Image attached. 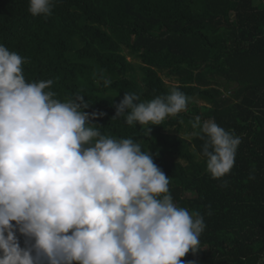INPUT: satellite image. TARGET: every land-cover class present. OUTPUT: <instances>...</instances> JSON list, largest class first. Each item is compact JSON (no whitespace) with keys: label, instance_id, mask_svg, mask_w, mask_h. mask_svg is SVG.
Masks as SVG:
<instances>
[{"label":"trees","instance_id":"trees-1","mask_svg":"<svg viewBox=\"0 0 264 264\" xmlns=\"http://www.w3.org/2000/svg\"><path fill=\"white\" fill-rule=\"evenodd\" d=\"M28 7L0 0V44L26 59L27 81L52 80L46 91L61 101L84 97V111L104 113L93 121L102 134L152 154L174 202L204 218L185 264H264V0H54L47 17ZM173 89L186 110L149 132L112 118L125 93L148 101ZM197 116L241 138L220 179L206 169Z\"/></svg>","mask_w":264,"mask_h":264},{"label":"clouds","instance_id":"clouds-1","mask_svg":"<svg viewBox=\"0 0 264 264\" xmlns=\"http://www.w3.org/2000/svg\"><path fill=\"white\" fill-rule=\"evenodd\" d=\"M53 7L29 0L28 11ZM25 63L0 44V264H185L201 249L203 216L174 202L151 153L102 134L93 121L104 113L84 111V97L61 101L46 91L52 80L27 81ZM187 100L178 89L148 101L125 93L112 118L149 132ZM192 128L211 177L227 175L241 138L199 116Z\"/></svg>","mask_w":264,"mask_h":264},{"label":"rangeland","instance_id":"rangeland-1","mask_svg":"<svg viewBox=\"0 0 264 264\" xmlns=\"http://www.w3.org/2000/svg\"><path fill=\"white\" fill-rule=\"evenodd\" d=\"M128 59H129V60H131V59H132V58L130 57V55H128ZM164 80H165V82H166L167 84H169V85H176L174 81H173V82H171V81H169V80H168V79H166V78H164ZM189 136H191V135H189Z\"/></svg>","mask_w":264,"mask_h":264}]
</instances>
